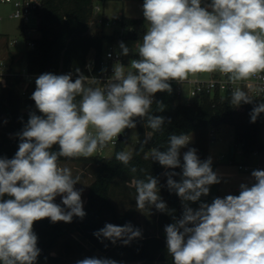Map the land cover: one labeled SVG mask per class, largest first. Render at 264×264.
Masks as SVG:
<instances>
[{
    "label": "clouds",
    "instance_id": "obj_1",
    "mask_svg": "<svg viewBox=\"0 0 264 264\" xmlns=\"http://www.w3.org/2000/svg\"><path fill=\"white\" fill-rule=\"evenodd\" d=\"M147 28L134 51L139 58L125 66L117 62L103 88L88 85V79L71 73H43L36 80L31 99L42 115L31 113L21 133L14 158H0V264H36L40 249L33 224L45 218L70 223L86 215L80 182L60 158H90L125 129L146 121L151 133H162L165 118L153 115L154 95L171 92V81H184L198 72H220L235 85L264 73V0H144ZM123 55L129 48L119 44ZM79 73V70H77ZM253 98L235 88L229 103L238 107ZM164 105L156 102V111ZM264 113V102L251 112V122ZM191 141L187 134L169 136L165 151L149 150L147 158L165 168L167 186L181 198L183 216L165 227L168 253L173 264H264V170H254V183H242L239 195L214 198L192 209L221 182L211 158L201 161L194 148L180 149ZM59 145V151H52ZM138 154V153H137ZM115 159L127 167L133 152L120 151ZM130 171L137 172L133 166ZM140 171H143L141 169ZM180 175L177 182L172 177ZM137 209L154 206L164 212L158 180L151 175L135 179ZM7 195L8 199H3ZM62 198V205L55 198ZM191 225V226H189ZM113 244L127 245L141 236L131 224L111 223L94 233ZM76 264H117L107 258H84Z\"/></svg>",
    "mask_w": 264,
    "mask_h": 264
},
{
    "label": "trees",
    "instance_id": "obj_2",
    "mask_svg": "<svg viewBox=\"0 0 264 264\" xmlns=\"http://www.w3.org/2000/svg\"><path fill=\"white\" fill-rule=\"evenodd\" d=\"M96 0H42V6L37 11L36 26L40 32L35 39L34 47L26 52V66L34 80L29 88L23 92L24 77L9 68V73L0 79V158L12 159L18 151L22 132L31 113L42 115L31 99L35 91L36 78L43 73L55 75L69 74L78 68H83L89 55L93 52L98 60L107 41L113 40L104 29L90 30L92 5ZM129 23L136 27L132 37L142 39L145 34V25L140 18H127ZM73 81L76 78H73ZM171 92H158L155 94L152 105L153 115L165 118L162 133H154L144 150L140 151L141 142L151 133L146 121L135 119L138 131L137 142L133 149V159L125 167L115 159V154L124 151L129 139V130L125 129L121 140L114 148L110 157L94 155L90 158L65 159L62 161H76L94 164V179L89 185L86 203L83 206L86 215L83 219L73 217L72 222L53 223L49 218L36 221L33 231L38 237L37 247L40 255L36 264L41 262H56L59 256L52 254L60 238L78 232L89 242L94 249L99 250L107 259L127 261L131 264H173L168 253L165 227L179 220L184 210L180 207L179 196L162 185L164 172L168 169L158 161L147 158L149 150L158 148L165 151L169 136L173 134H187L192 140L180 149V162L183 163V154L194 148L201 161L208 158L210 133L221 125L233 127L234 141L240 146L242 155L248 158L254 151L264 149L260 137V128L264 122V113L256 121L251 122V112L255 106L264 102V97L253 98L252 103H241L238 107L232 106L229 101L230 93L204 94L189 104L176 102V82L171 81ZM156 102L162 103L163 111H156ZM52 151H59V145H54ZM138 153V154H137ZM135 166L137 172L130 169ZM143 169V171H140ZM178 173V168L172 170ZM147 175L158 180L160 195L165 196L166 210L159 211V224L153 233H147L142 224L137 220V213L133 206L120 211L118 205L111 197L115 179H141ZM179 182L178 175L172 177ZM114 183V184H113ZM135 190V186H134ZM5 195L3 199H8ZM111 223L117 226L131 224L134 229H139L141 236L130 241L127 245L117 240L113 244L103 237L97 238L94 233Z\"/></svg>",
    "mask_w": 264,
    "mask_h": 264
},
{
    "label": "built area",
    "instance_id": "obj_3",
    "mask_svg": "<svg viewBox=\"0 0 264 264\" xmlns=\"http://www.w3.org/2000/svg\"><path fill=\"white\" fill-rule=\"evenodd\" d=\"M0 4H10L13 7L11 16L18 19L21 23V35L24 37L26 53L29 49L34 47L35 39L39 37L40 32L36 26L37 11L42 6V0H0ZM101 8L95 4L92 5V15L90 18V25H94L97 29L103 28L108 36H112L113 40L107 41L101 57L97 60L94 52L89 55L84 63L83 68L75 69L72 72V77L77 78L78 74H83L88 79V85L92 87L103 88L107 80L113 74V66L117 62L127 66L131 60L138 59V53L129 44L131 41L139 42L141 39L132 37L131 34L136 31V27L129 23L124 17L109 20L106 17H97V13ZM146 31V29H145ZM17 40L10 41V44L16 43ZM123 42L129 48V54L123 55L119 44ZM79 70V73L77 72ZM3 61H0V79H3L5 74ZM24 77L23 92L31 86L34 80V75L29 73L27 66L23 67L19 72ZM176 82V81H174ZM240 88L245 91L250 97L261 98L264 97V73L240 81L233 85L229 83L227 77L220 72H198L190 74L184 81L176 82V102L189 104L195 99L204 94L214 96L215 94H226L234 91L235 88ZM155 99V95L153 100ZM123 134V133H121ZM114 139L103 149H99L95 155L102 154V151L107 148H115L121 141L120 135ZM210 139H213V133H210ZM239 168L248 169L249 166L239 165ZM191 226V225H189Z\"/></svg>",
    "mask_w": 264,
    "mask_h": 264
},
{
    "label": "rangeland",
    "instance_id": "obj_4",
    "mask_svg": "<svg viewBox=\"0 0 264 264\" xmlns=\"http://www.w3.org/2000/svg\"><path fill=\"white\" fill-rule=\"evenodd\" d=\"M97 4L101 11L96 15L97 17H106L110 21L113 19L127 17V18H140L143 20L145 28H147V22L143 16L142 5L144 0H96L94 1ZM211 0H202L203 4L210 3ZM13 11V7L10 4H0V61H3L5 66V71H8L9 68H13L14 71H21L23 67L26 65V53L24 37L21 35V23L18 19L11 16ZM91 31H96L97 27L94 25H90ZM17 40L16 43L10 44V41ZM137 42L131 41L129 44L131 47H135ZM214 131L213 129L211 130ZM219 138H225L227 132L232 131V126L230 125H222L219 130ZM213 135L216 137L217 133L213 132ZM138 131L137 128H132L129 130V139L124 147V151L133 152L134 146L137 142ZM217 138V137H216ZM222 144L218 142V140L213 139L209 142V147L214 153L217 154V150L219 145ZM234 146L231 145L229 148H226V152H224L222 159L228 161L230 157L231 148ZM113 153V148H107L102 151L101 156L110 157ZM95 155V154H94ZM220 155V154H219ZM68 168L71 169L73 176H79L80 182L77 183L74 187L77 190H82V201L87 196L88 188L91 182L94 179V164L84 163V162H76V161H67ZM183 164V163H182ZM181 164V165H182ZM65 167V166H64ZM173 169H167L163 176L161 183L162 185L167 184V175L166 173L172 172ZM178 173H182V168L178 167ZM180 181V175H178ZM115 183V184H114ZM113 190L111 189V197L118 205L120 211L127 209L130 206H133L137 213V220L142 224V227L147 233H153L156 231L157 226L159 224L158 214L159 210H157L154 206L146 209L145 211H140L137 209L135 195L136 192L134 190V182L132 179H126L122 181L120 178L115 179ZM213 185H211L212 187ZM160 190L158 194L160 199L166 203L165 196L160 195ZM185 203L182 200L179 201V204ZM187 203H191L190 201ZM82 240V244L85 247L83 253L79 255V258L82 260L84 258L96 257L102 258V253L99 250L94 251V247H92L88 241L80 237ZM76 261H71L69 264H76ZM124 264H131L132 262L122 261ZM66 264V263H64Z\"/></svg>",
    "mask_w": 264,
    "mask_h": 264
},
{
    "label": "crops",
    "instance_id": "obj_5",
    "mask_svg": "<svg viewBox=\"0 0 264 264\" xmlns=\"http://www.w3.org/2000/svg\"><path fill=\"white\" fill-rule=\"evenodd\" d=\"M222 125L218 128H214L213 132L217 133V138L213 135V139L218 140V142L222 141V144L219 145L217 154L214 153L208 148V158H211L212 164L211 167L214 172H216L221 182L218 184H214L212 187L210 186L209 194L207 196H202L199 201L187 203L189 207L192 209H198L200 203H211L214 198H224L227 195H239L240 185L242 183L251 185L254 183V178L251 176V173L254 170H264V149L261 151H254L248 158H245L242 155L240 146L235 143L234 141V134H233V127L232 131L227 132L226 137L219 138V130L221 129ZM212 132V131H211ZM212 132V133H213ZM191 140H192V136ZM260 137L264 144V122L260 128ZM211 139V141L213 140ZM233 156L230 157L228 161L222 159L224 152H226V148L233 145ZM220 154V155H219ZM67 161L60 162L62 167H68ZM239 165L249 166L248 169L239 168ZM181 198L179 197V201ZM55 203L60 204L62 207V198L57 196L55 198ZM86 203V198L84 199L83 206ZM184 204L181 203L180 207L184 210ZM78 232H72L69 235H66L59 239L57 245L52 251V254L55 256H59V260L56 262H41L38 264H69L71 261H79V255L83 253L85 249V245L83 246L82 240L80 238ZM96 251V249H93ZM102 258H106L104 254H101ZM76 261V262H77ZM117 264H124V262L116 261ZM128 264V263H126Z\"/></svg>",
    "mask_w": 264,
    "mask_h": 264
},
{
    "label": "water",
    "instance_id": "obj_6",
    "mask_svg": "<svg viewBox=\"0 0 264 264\" xmlns=\"http://www.w3.org/2000/svg\"><path fill=\"white\" fill-rule=\"evenodd\" d=\"M120 139H121V140H125L126 137H125L123 134H121V135H120ZM231 156H233V148H231Z\"/></svg>",
    "mask_w": 264,
    "mask_h": 264
}]
</instances>
